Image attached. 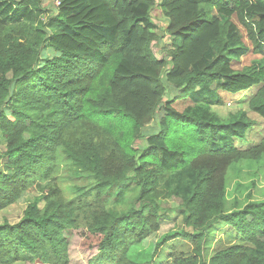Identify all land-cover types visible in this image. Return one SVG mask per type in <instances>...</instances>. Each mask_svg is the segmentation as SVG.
<instances>
[{
  "label": "trees",
  "instance_id": "1",
  "mask_svg": "<svg viewBox=\"0 0 264 264\" xmlns=\"http://www.w3.org/2000/svg\"><path fill=\"white\" fill-rule=\"evenodd\" d=\"M45 1L0 0V211L35 193L0 224V264H68L75 231L96 240L87 264H139L129 248L176 212L190 232L161 239L148 264L179 238L193 248L169 264H264V190L225 211L230 167H264V129L236 146L256 124L248 113L264 127V0ZM252 90L248 112L212 111ZM218 224L242 244L206 261Z\"/></svg>",
  "mask_w": 264,
  "mask_h": 264
},
{
  "label": "rangeland",
  "instance_id": "2",
  "mask_svg": "<svg viewBox=\"0 0 264 264\" xmlns=\"http://www.w3.org/2000/svg\"><path fill=\"white\" fill-rule=\"evenodd\" d=\"M158 3L160 0H157ZM49 0L45 1L47 5ZM153 23L159 29V35L163 33L164 28L167 24V20L161 16L158 9H154L151 17ZM240 35L244 38L242 30L238 27ZM244 42L247 43L244 39ZM170 44V40L167 37H163L160 44L153 47V53L156 57L165 56V48ZM259 57L249 53L246 56L242 57L239 63H234L233 69L240 70L243 67L249 66L254 60H257ZM255 90L250 92H245L240 96L229 98L224 97V105L222 107L213 108L212 111L219 118H226L231 113H236L239 110L248 112L247 110V101ZM227 95V94H226ZM229 95V94H228ZM230 96V95H229ZM189 101L179 100L174 104V107L178 111H182L184 108L189 105ZM249 117L255 119L256 124L253 126L252 130L247 134L245 139L237 140L236 146L240 149H247L257 143L263 134V125L261 118L254 115L251 116L248 113ZM153 123L146 128L144 131L146 134H149L150 129H153ZM1 144V139H0ZM3 167L0 166V170ZM226 205L225 211L231 212L237 210L244 205L250 202H258L262 198V193L264 190V167L260 166L258 168L255 165H245L238 166L234 165L230 167L226 175ZM33 195V190H29L17 205L11 206L6 210L0 211V224L4 221H7L9 224H14L20 220L22 217L23 210L29 202ZM163 209H172L177 207V202L174 200H163L161 201ZM169 216V217H168ZM161 222L160 229L157 233L151 235L145 241L133 245L129 248L127 252V257L136 263L139 264H148L150 262L152 253L154 251L155 245L164 237L171 236L174 233H179L181 231L190 232L189 229H186L183 226L180 214L173 213L168 215ZM69 244V262L68 264H87L88 260L96 253L95 250V239L85 234L81 231H75L72 235L67 236ZM173 243V244H171ZM171 243H167V246H163L164 250H160L157 253L156 258L150 264H169L172 260L171 256L178 255L179 252L189 253L193 246L186 240L177 239ZM242 244L240 240L237 239L234 232L229 230L228 227H225L222 224H218L210 227L207 230V237L204 245V259L207 261L208 258L217 250L224 249L233 245ZM162 247V248H163ZM170 254V256H169ZM14 264H37L29 262H16Z\"/></svg>",
  "mask_w": 264,
  "mask_h": 264
}]
</instances>
